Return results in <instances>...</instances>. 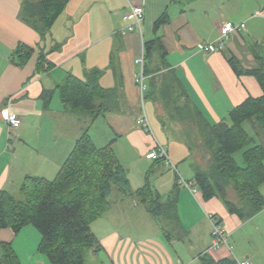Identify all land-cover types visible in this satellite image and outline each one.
I'll return each mask as SVG.
<instances>
[{"label": "crops", "instance_id": "crops-1", "mask_svg": "<svg viewBox=\"0 0 264 264\" xmlns=\"http://www.w3.org/2000/svg\"><path fill=\"white\" fill-rule=\"evenodd\" d=\"M75 1L67 3L49 34L40 39L19 17L24 1L0 0V192L17 195L25 177L52 180L70 154L79 138L72 134L79 132L80 120L73 122L76 116L64 110L56 89L67 75L83 80L86 73L99 70L102 72L99 84L105 89L108 87L103 86L102 81L109 77L112 86H116L113 89L117 92L121 111L108 112L105 116L120 133L117 138L126 134L136 144L134 133L142 134L141 128L125 122V117L119 118L127 114L126 105L138 111L135 106L138 102L136 75L140 66L136 60L141 57L143 41L159 38L168 68L175 72L192 103L210 124L226 118L247 98L261 95L258 83L248 71L257 66L255 51L264 57V0H116L121 8H113L110 13L109 9L100 8L102 0H93L98 6L84 11L81 8L85 0H78L72 7ZM128 2L143 6V23L150 26L146 30L147 39L125 28L122 17L128 11ZM162 17L164 22L156 27ZM226 21L244 23L245 29L231 35L218 52L196 53L197 44L214 41ZM54 29L57 32L52 36ZM54 40H66L61 51H53V45L57 44H52ZM19 44L34 50L23 67L13 63V54ZM39 54L49 63V69L44 65L46 71H36ZM145 80L149 82L150 77L146 76ZM55 97L59 106L53 104ZM3 110L20 119L18 128L6 126L1 117ZM243 129L253 135L249 125L244 124ZM146 137L149 147L144 157L152 151V141ZM142 150H146L145 147ZM239 153L236 160L235 155ZM236 154L234 160L242 166V152ZM194 159L198 164L203 163L198 155ZM180 181L178 178L174 185L177 182L176 210L184 232L182 240H169L161 230L157 232V228L156 232L153 229L144 232L147 228L140 227L149 217L146 210L113 192L109 212L91 225L102 247L99 253L90 256L91 263L201 264L199 257L206 254L215 262L235 258L250 264H264V208L242 222L228 214L218 200L205 201L196 186L189 189L180 185ZM260 193L264 199V184ZM124 200L128 203L127 210L121 212L118 203ZM209 216H215L220 222L226 236L233 239V247L239 255L236 256L229 245L208 250L211 241ZM133 227L139 235H135ZM25 229L16 237L9 229H1L0 242H11L19 264H43L44 258L36 253L38 232L35 230L37 234H33ZM238 233L242 239L235 240Z\"/></svg>", "mask_w": 264, "mask_h": 264}, {"label": "trees", "instance_id": "trees-1", "mask_svg": "<svg viewBox=\"0 0 264 264\" xmlns=\"http://www.w3.org/2000/svg\"><path fill=\"white\" fill-rule=\"evenodd\" d=\"M69 1H25L19 17L44 39ZM162 22L163 17L156 27ZM143 49V73L150 77L151 94L159 99L172 120L185 126L184 131L190 135L186 138L191 137L196 145L195 155L203 160L197 163L202 169L194 168L190 181L195 182L203 200L216 199L228 214L242 222L250 220L264 208L260 193L264 184V57L255 51L257 66L248 71L258 83L261 95L247 98L226 118L210 124L192 103L175 72L168 68L159 38L143 41ZM33 53L30 47L19 44L13 63L23 67ZM45 64L49 69V63L39 54L36 71H46ZM101 75V71L92 70L83 80L72 75L65 77L56 89L67 113L84 116L86 122L93 124L110 112L111 106L118 109L116 90L102 88ZM244 124L249 125L253 135L246 133ZM240 151L242 166L233 157ZM174 186L165 197L146 185L132 193L126 171L111 145L94 147L86 127L52 180L25 177L17 195L0 192V230L9 229L16 237L24 228L33 227L40 236L36 252L44 255L48 264H92L89 255L99 253L102 247L91 225L109 212L113 192L143 207L159 222L166 238L182 240L184 232L176 210L177 182ZM199 260L201 264H235L231 258L215 262L206 254ZM0 264H19L11 242H0Z\"/></svg>", "mask_w": 264, "mask_h": 264}, {"label": "rangeland", "instance_id": "rangeland-1", "mask_svg": "<svg viewBox=\"0 0 264 264\" xmlns=\"http://www.w3.org/2000/svg\"><path fill=\"white\" fill-rule=\"evenodd\" d=\"M22 1L25 2L29 0ZM77 3L78 0H76L75 3L71 6H76ZM97 6L98 5H96L93 0H85V5L81 8V11H84L85 9L95 8ZM100 8L103 11L109 9L110 13L113 8L120 9L121 7L116 0H102V6ZM147 28H150L149 24H147L146 26V22L143 23L142 35L144 39H147L148 37L146 35ZM55 32H57V29H54V31L52 32V36H54ZM65 41L59 42V40H54L52 44H57L53 45V51H61L63 46L65 45ZM262 55L264 56V51L262 52ZM112 82L113 81L109 77H106L104 81H102V85L108 87L107 89H111L114 92L115 89H113V87L116 86H112ZM144 86L145 89L143 90V92H140L138 85V102H136L137 104L135 105L138 111L129 109L127 105V107L125 106V102H122L125 106V112L127 114L122 115L121 118H119L123 120L122 118L125 117V122H132L135 128H141L140 130L142 131L140 132L144 135L140 134L138 131L137 133H134V140L136 144H134V141L128 138L126 134H123L121 138H117L116 135H120V133L114 127L113 122H111L110 119H108V117L106 116L99 118L93 125L89 124L88 122L83 123L82 120L85 119L84 116H76V118L72 120L73 122H76V120H80V124L78 121L79 132L76 133L75 131H73L72 136L80 137L82 134L80 131H83L84 129H86V127H88V136L90 137L94 147L102 148L107 145H111L113 151L116 154L118 162L124 167L126 171V178L129 184L130 191L132 193L136 192L138 189L146 185L150 188L151 191L158 193L162 197H165L166 195H168L169 191L172 190L174 182L178 178L185 182H188L193 177L191 168L194 169L200 166H197V162L194 159L196 153V145L193 141L190 140L191 137L189 139L186 138L190 135L187 134V131H184L183 128H185V126L170 118L169 114L159 102V99L151 94L152 89L149 85L148 80L144 81ZM115 93L117 94L116 91ZM53 104L59 106L60 103L57 97L54 98ZM115 111H121V106L118 105V109L114 108V106H111L110 112ZM143 115H145L149 126L148 131H146V129L142 125L137 123V120ZM131 118H133V120ZM146 136H148V138H150V140L152 141V150H156L155 147L158 143L164 149V151L167 153V158L170 162V165H167L163 160L159 163H155L154 160L147 161V159L144 157V153L149 147ZM142 147H145L146 150L143 151ZM239 156L240 153L235 155L236 160L239 159ZM200 169L202 168L200 167ZM171 183L172 186H170ZM128 200L129 202H132V199L128 198ZM127 204L128 203L125 200L124 202L122 201V203H118V206H121L122 208L121 212H126ZM147 222L140 227L142 229L147 228L143 230L144 232L149 233L151 229L156 232L157 228V232L160 233V231L158 230L161 229L157 220L149 216ZM26 228L27 229L24 228L25 232H28L27 230H29V232L37 234L35 233L36 231L33 227L30 226ZM132 231L135 233V235H139V231L136 229V227H133ZM172 235H176V230L175 232H172ZM36 236L37 238L39 237L38 235ZM27 237L30 238L31 235L27 233ZM240 237L241 236L239 233L236 234L235 240L239 239ZM227 245L231 246L232 249H234L232 238L227 237ZM233 251L236 256L239 255L237 254L236 249H234ZM39 256L41 258H44L45 262L42 259L43 264H48V261L44 255L39 254ZM90 256L91 255H89V261L91 263L92 256Z\"/></svg>", "mask_w": 264, "mask_h": 264}, {"label": "built area", "instance_id": "built-area-1", "mask_svg": "<svg viewBox=\"0 0 264 264\" xmlns=\"http://www.w3.org/2000/svg\"><path fill=\"white\" fill-rule=\"evenodd\" d=\"M128 11L127 13L122 17V20L126 23L125 28L129 32H136L142 38V32L141 27L143 24L144 19V10L143 6L141 4H132L130 2L127 3ZM245 24L244 23H232V22H224L219 30L218 35L216 39L210 43H199L197 44L195 48L196 53L201 52H218L224 48L225 42L230 38L231 35L244 31ZM136 64L140 66V71L136 75V82L139 85L140 92H143L145 89L144 81L146 79V76L143 73L144 68V49L143 44H141V57L136 60ZM1 117L3 122L6 124L8 128H18L21 124L20 119L15 115L10 113L8 110H3L1 112ZM137 123L142 125L146 131H148L149 126L146 120L145 115L140 117L137 120ZM156 150H152L148 152L145 155V158L147 160H157L162 159L165 161L167 165H170V162L167 158V153L164 151V149L157 144L155 147ZM182 186H185L186 188H193L195 185L194 181H188L185 182L183 180L179 183ZM209 221L211 224V241H210V247L208 250H217L218 248L222 246L227 245V236L225 234V231L223 230L222 226L218 221H216L213 216H209ZM235 264H250L248 261H238L234 258Z\"/></svg>", "mask_w": 264, "mask_h": 264}]
</instances>
